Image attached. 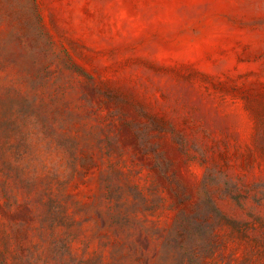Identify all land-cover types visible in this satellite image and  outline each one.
<instances>
[{
    "label": "rangeland",
    "instance_id": "374dc122",
    "mask_svg": "<svg viewBox=\"0 0 264 264\" xmlns=\"http://www.w3.org/2000/svg\"><path fill=\"white\" fill-rule=\"evenodd\" d=\"M0 264H264V0H0Z\"/></svg>",
    "mask_w": 264,
    "mask_h": 264
}]
</instances>
